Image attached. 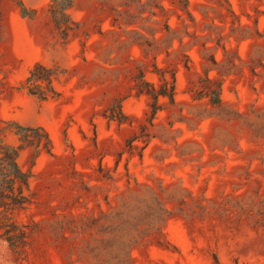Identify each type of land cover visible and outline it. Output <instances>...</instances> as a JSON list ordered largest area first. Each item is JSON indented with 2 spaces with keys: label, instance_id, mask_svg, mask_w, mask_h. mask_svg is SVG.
<instances>
[{
  "label": "rangeland",
  "instance_id": "374dc122",
  "mask_svg": "<svg viewBox=\"0 0 264 264\" xmlns=\"http://www.w3.org/2000/svg\"><path fill=\"white\" fill-rule=\"evenodd\" d=\"M179 1L74 0L64 38L50 0H0V119L43 127L53 153L22 215L40 233L20 255L0 239V264H264V0ZM36 63L58 97L20 88ZM139 71L175 75L151 124ZM205 71L219 106L195 98Z\"/></svg>",
  "mask_w": 264,
  "mask_h": 264
},
{
  "label": "trees",
  "instance_id": "16d2710c",
  "mask_svg": "<svg viewBox=\"0 0 264 264\" xmlns=\"http://www.w3.org/2000/svg\"><path fill=\"white\" fill-rule=\"evenodd\" d=\"M74 0H50L49 15L55 28L64 38L68 36L75 22L70 17L68 10ZM18 6L22 15L29 14L24 4L19 1ZM181 9L188 12V1H179ZM58 71L41 63H36L28 72L21 87L29 95L40 100H47L59 96V91L54 86V80L58 78ZM161 83L155 86L147 82L142 71L135 77V86L139 93H144L151 99L149 103L148 122L151 124L155 115L161 110L159 99L167 98L169 104L174 102L175 75L167 80L161 75ZM4 84L0 81V95L4 92ZM222 82L209 77L208 71L201 78L200 96L206 98L213 106L221 103ZM111 120L122 122L126 115L118 102L111 107V113L107 115ZM11 134L15 143L6 140ZM31 150L29 168L24 169L19 162L21 153ZM52 155V140L49 133L41 126H25L13 120L0 119V239L9 249L17 255L22 254L32 247L35 237L40 233L38 222L32 218L24 220L26 214L36 206V193L32 188L35 178L33 167L36 159L42 154Z\"/></svg>",
  "mask_w": 264,
  "mask_h": 264
}]
</instances>
